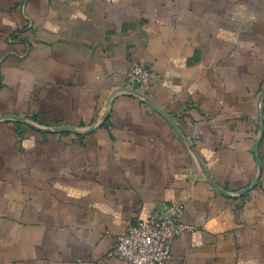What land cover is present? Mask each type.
Returning <instances> with one entry per match:
<instances>
[{
	"label": "crops",
	"instance_id": "crops-1",
	"mask_svg": "<svg viewBox=\"0 0 264 264\" xmlns=\"http://www.w3.org/2000/svg\"><path fill=\"white\" fill-rule=\"evenodd\" d=\"M174 205L166 264H264V0H0V264H133Z\"/></svg>",
	"mask_w": 264,
	"mask_h": 264
},
{
	"label": "built area",
	"instance_id": "built-area-1",
	"mask_svg": "<svg viewBox=\"0 0 264 264\" xmlns=\"http://www.w3.org/2000/svg\"><path fill=\"white\" fill-rule=\"evenodd\" d=\"M151 77V71L138 63L131 66L125 81L130 86H141ZM171 210L169 215H152L131 222L116 245L118 257L133 264H166L171 258L173 239L194 229L182 221L184 208L181 205H174Z\"/></svg>",
	"mask_w": 264,
	"mask_h": 264
}]
</instances>
